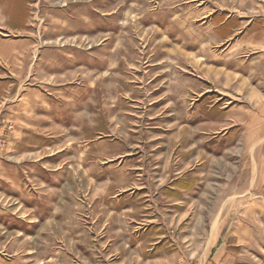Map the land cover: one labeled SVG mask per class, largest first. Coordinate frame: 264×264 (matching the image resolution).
<instances>
[{
  "label": "rangeland",
  "instance_id": "374dc122",
  "mask_svg": "<svg viewBox=\"0 0 264 264\" xmlns=\"http://www.w3.org/2000/svg\"><path fill=\"white\" fill-rule=\"evenodd\" d=\"M27 1L0 0L28 23L0 29V264H264V0Z\"/></svg>",
  "mask_w": 264,
  "mask_h": 264
},
{
  "label": "crops",
  "instance_id": "0c3cea01",
  "mask_svg": "<svg viewBox=\"0 0 264 264\" xmlns=\"http://www.w3.org/2000/svg\"><path fill=\"white\" fill-rule=\"evenodd\" d=\"M23 1V0H22ZM64 2H65V4L67 3H71V2H75V1H77V2H82V3H84L85 2V0H63ZM26 3L29 5L30 3H29V1H27L26 0ZM4 18V23L2 24H0V29H6L7 27H9V28H11L12 30H17V31H21V30H23V29H25L26 28V26L28 25V23H24V24H21V25H17V26H11V25H9V22H7L8 21V17H6L5 15L3 16ZM0 20H1V18H0ZM221 23H222V28H223V26H228L227 24V22L224 24L223 22H224V20H221L220 21ZM218 25H220V24H218ZM6 27V28H5ZM225 29H222V31H213V33H215L216 35H213L214 37L215 36H217L218 37V40H221L222 42L224 41V39L225 40H227V39H229V35H231V33H229V32H227V36H225L224 34H222V33H224L223 31H224ZM224 35V36H223ZM222 36V37H221ZM213 37V38H214ZM226 37H228V38H226ZM208 39H206L205 41H207ZM202 41H204V40H202ZM209 41V40H208ZM203 43V42H202ZM256 45V44H255ZM258 46H260V45H258ZM15 49L13 50V51H15L16 53H18V59H19V62H20V64H21V67L24 65L23 63H24V60L28 57L27 56V54L28 53H32L33 55L31 56V58H33L32 59V61L29 63V65H30V68H35V67H39V66H41V67H44V64H42L43 62H46V67H50V68H54V69H59V68H61L63 65H62V61H64V62H68L70 59L72 60V55L70 56L69 54H70V52H71V46H66V45H58V44H55V45H39V44H37L36 42H28V43H23V42H20V43H17L16 45H15ZM24 53H26V54H24ZM65 54H67L66 56H65ZM68 56H70V57H68ZM64 58H66V59H64ZM239 59H241V58H239ZM238 59V60H239ZM66 62V63H67ZM69 63V62H68ZM59 71H61V70H59ZM58 73V72H57ZM56 73V74H57ZM60 74V72L58 73V75ZM52 77H54L53 75H54V73H51L50 74ZM63 75V74H62ZM49 76V75H48ZM250 80V79H249ZM228 81V80H227ZM222 85L224 86V88H225V86H226V84L228 83L229 84V81L228 82H224L223 80H222ZM248 80H246L245 81V88L247 89V90H249L251 87H249L248 86ZM228 86V85H227ZM223 89V88H222ZM195 91H197V87L196 88H194V90H193V92H195ZM250 91L251 92H255L256 91V88H252V89H250ZM250 92V93H251ZM222 94H226L225 92H223ZM227 94L229 95V93L227 92ZM239 94H241L239 91H237V93L235 94L237 97V99H239V98H241L240 97V95ZM252 94V93H251ZM234 95V96H235ZM255 97H256V95H254ZM44 100V98L43 97H41V102ZM42 104H44L43 102H42ZM37 108H38V105H37ZM31 111L33 112V106L31 105ZM32 114V113H31ZM16 119V121H15V123L16 124H21V117L19 116L18 118H15ZM36 120H38V118L36 119ZM36 123L35 124H37L38 122L37 121H35ZM197 128H199V126L197 127H195V133L196 134H198L199 132L200 133H203V134H206V131H207V129H204V128H202L201 130H198ZM19 130H22V127H21V129L19 128ZM197 141L196 142H193V144H191V146H196L197 145ZM181 202H182V199L180 200ZM212 240H213V232H212Z\"/></svg>",
  "mask_w": 264,
  "mask_h": 264
}]
</instances>
